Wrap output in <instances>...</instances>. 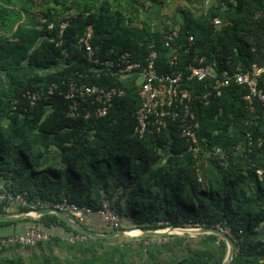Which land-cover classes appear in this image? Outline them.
Returning a JSON list of instances; mask_svg holds the SVG:
<instances>
[{
    "label": "trees",
    "instance_id": "trees-1",
    "mask_svg": "<svg viewBox=\"0 0 264 264\" xmlns=\"http://www.w3.org/2000/svg\"><path fill=\"white\" fill-rule=\"evenodd\" d=\"M44 1L40 5L54 6L41 10L38 19V0H0V172L6 187L14 192L27 191L33 198H67L94 211L108 200L123 219L144 231L188 225L220 227L237 237L240 252L236 255L241 256L245 245L239 235L243 231L238 230L241 219L248 217L255 229L264 227V184H248L246 177L254 172L246 160L233 158L223 167L213 156L204 155L205 183L199 185L196 161L188 152V141L180 136L179 123L170 119L168 129L162 132L145 137L136 134L133 115L141 103L134 80H121L113 74L97 77L96 66L88 62L79 42L91 27L92 44L102 58L116 60L128 52L133 61L143 63L154 49L159 65L166 69L161 62H168L170 52L162 36L178 28L179 43L194 35L200 52L218 55L222 67H229V60L233 68L253 62L263 64L264 0H216L207 10L195 13L179 7L181 21L173 24L163 16L158 19L165 1L142 0L151 13L141 25H136L140 12L134 8L135 3L141 4L139 0H128L134 8L128 11L122 7L123 0ZM216 18L222 21L217 27L213 24ZM16 22L20 24L14 30ZM71 84L119 87L126 94L114 99L105 117L75 118L69 115L70 102L64 97ZM53 85L57 86L54 94L34 105L24 96L27 91L34 93ZM245 93V89L232 85L207 107L194 103L193 124L203 152H212L214 146L231 150L241 140L232 137L236 130L251 132L255 140L263 134L264 120L246 110L242 100ZM258 112L262 114L261 109ZM91 130L95 133L88 140ZM257 149L256 145L251 157L257 167L264 168V158L258 156ZM161 151L167 153L164 163ZM12 209L0 206V216L12 215ZM14 210V214L27 212L23 208ZM33 222L42 224L51 239L32 247L3 248L0 264H63L60 256L53 255V248L64 245L87 250L89 247L83 244L102 247L115 241L86 237L71 245L62 238L80 233L59 217L49 214ZM16 223L0 221V228ZM58 227L65 235L52 233ZM254 236L243 264H255L252 258L264 264V241L258 245ZM164 238L168 239L166 243L152 242L145 247L146 258L142 254L140 264H222L227 255L225 241L215 235ZM194 240L200 247L180 257L183 244ZM118 245L113 251L125 257L127 253L121 248L125 246ZM163 253L172 255L169 262L161 259ZM124 257L118 262L124 263ZM235 259L232 263L238 264ZM97 261L108 264L95 257L79 264Z\"/></svg>",
    "mask_w": 264,
    "mask_h": 264
},
{
    "label": "built area",
    "instance_id": "built-area-1",
    "mask_svg": "<svg viewBox=\"0 0 264 264\" xmlns=\"http://www.w3.org/2000/svg\"><path fill=\"white\" fill-rule=\"evenodd\" d=\"M222 21L214 19V26H220ZM67 24L62 26V30ZM180 31L178 28L165 31L162 41L165 48L169 49L168 62H161L167 67L163 69L158 63L159 55L156 50H151L146 60L137 62L132 60L128 52L118 55L116 60H107L100 56L97 48L92 44L93 31L89 27L80 39L85 57L89 63L96 66L95 74L100 77L102 74H113L121 80H134L137 87L136 94L140 99L141 106L134 113L136 121L135 133L140 137L147 134L162 132L168 129V122L176 120L179 123L180 136L188 141V152L196 161V179L199 185H204V174L202 165L203 156H213L220 165L227 167L230 159L243 157L254 175L258 179V185L264 184V168L257 167L251 155L257 145L258 156L264 158V132L258 140L253 138L251 132H245L244 140L236 143L233 148L226 151L221 146H214L212 152H203L196 125L193 124L195 114L193 105L195 102L207 107L214 98L223 95L225 89L236 85L246 90L242 100L246 105V110L254 114L257 119L264 120V62L259 64L253 62L247 66L230 67V60L222 67L216 54H204L200 52V47L196 43L194 35H189L187 40L179 43ZM111 53L114 51L111 50ZM57 89L56 85L46 90L31 93L27 91V96L31 105H34L44 96L50 97ZM126 94L123 88L111 87L103 88L98 85H78L71 84L64 94L65 100L70 102L69 115L75 118L100 119L108 115L115 98L123 97ZM15 109V108H14ZM261 109V115L259 110ZM95 131H89L88 140H92ZM236 137L242 135L241 131ZM3 172H0V206L9 208H23L29 214L35 212L56 209L74 217L75 221L85 227L89 224V218L93 215L103 217L107 225L114 231H121L122 216L111 207L108 200H103L99 210L94 211L86 205H80L69 201L67 198L55 201L47 198H33L27 191L14 192L6 187ZM185 227H202L200 225H188ZM220 229V227H217ZM223 230V229H222ZM161 231V230H157ZM225 231V230H223ZM236 246L237 237L231 232L225 231ZM242 234V233H240ZM51 233L45 231L42 224L34 225L23 233H13L0 236V251L3 248L21 245L24 247L36 246L40 242L49 241ZM125 237V236H124ZM123 238V237H122ZM70 242L83 241L86 236L80 234L76 237H69ZM243 241V240H242ZM152 242L163 244L167 239L140 237L138 234L127 233V236L120 241L121 246L147 247ZM240 252L235 247V255ZM233 264V263H232Z\"/></svg>",
    "mask_w": 264,
    "mask_h": 264
},
{
    "label": "rangeland",
    "instance_id": "rangeland-1",
    "mask_svg": "<svg viewBox=\"0 0 264 264\" xmlns=\"http://www.w3.org/2000/svg\"><path fill=\"white\" fill-rule=\"evenodd\" d=\"M43 2H45L44 0H42ZM41 0H38V6L37 9L35 11V15L39 17L41 16V10L45 11L46 9H49V7H53L52 5H40L42 3ZM141 4L135 3L136 5L134 6V8L138 7L140 15H136L137 19V24L141 25V21L144 19L146 15H148L149 13H151V8L148 7V5L144 2H142V0H139ZM160 1H165L166 4L164 5L162 3V5H160L159 8V14L161 12V15L158 16V19H162V16L164 18V20L168 23V24H173V23H178L181 21V17L178 14L177 10L179 7H181L182 9H187V10H191L192 12H200L202 9L205 11L207 10V8H209L213 3H215L216 0H160ZM123 9H126L127 11L129 9H134L133 7L129 6V1L128 0H123ZM18 7V8H17ZM121 7V8H122ZM10 9H15L17 8V10L20 9L19 6H9ZM156 12H154L153 16H156L155 14ZM136 20V18H135ZM157 20V19H156ZM22 23V21H21ZM20 23L16 22V25L14 26V30L17 28V26ZM239 131V130H237ZM236 131V132H237ZM236 137V134H235ZM246 180L248 182V184H250L251 186H257L258 185V179L257 177L254 175V173H252V175H247ZM253 191V190H252ZM254 205H252L253 208ZM254 209V208H253ZM122 218V227H121V231L123 230H129V229H134V225L126 220L125 218ZM93 225L92 227H90L89 229L99 233V234H108V233H112V232H118V231H114L113 229L110 228L109 225L106 224V222L104 221L103 217H98L97 219H95L93 221ZM95 227V228H94ZM60 229V232L62 233V231H64L61 227H58ZM238 230H242L243 231V235H240V239L245 241V245L244 246V252L242 253L241 256L238 257V255H236V259L234 261V263L238 264H243L244 260H245V256L247 255V253L249 252L250 248H251V241H252V236L255 235L254 237L257 239V244L260 245L263 241H264V227L261 228H253L251 225H249V221H248V217H243L241 219L240 224L238 223ZM131 231H136V230H131ZM130 232V231H129ZM63 235L64 232L62 233ZM174 236H188V235H174ZM70 236L67 237H63L62 239L64 240V243H68L73 245V243L77 242L74 241L73 243L69 241ZM126 237V236H125ZM123 237V238H125ZM122 237L119 239H115V241H112L110 243H106L105 245H103L102 247H100L99 245H94L92 246V244L88 245V244H83L86 247H89L86 249H82L81 247H66L64 245H60L59 247H56V249L53 248V255H57L60 256L61 260L64 261L63 264H79L82 263L83 260L85 259H89L92 260L94 257L95 258H99L100 260H102L104 263H108V264H140V261H143L142 259V254H144V258L145 257V253H146V248L145 247H131V246H125V247H121L123 248V250L127 253L124 256H120L119 254H116V252L113 251V248L116 246H119L118 244L120 243V240L123 239ZM167 239V238H166ZM66 241V242H65ZM168 241V239H167ZM191 242V243H190ZM188 241V243L183 244L184 248L180 250V252L178 253V255L181 257L184 253H188L187 251H189L190 249H197L198 247H200L199 244H196L197 241ZM72 248V249H71ZM210 250V249H208ZM212 251V250H210ZM142 252V253H140ZM228 252V251H227ZM29 252H26V255H29ZM227 256V255H226ZM107 257V258H106ZM124 257V263L118 262L119 260H121L120 258ZM172 255H168L166 253H163V255L161 256V259L165 260L166 262H169L171 260ZM254 263L257 264V261L252 258ZM156 261L159 260V258L155 259ZM225 260V259H224ZM224 262V261H223ZM222 262V264H223ZM100 264L102 262L97 261L96 263H91V264ZM209 264H215L214 261H211V263Z\"/></svg>",
    "mask_w": 264,
    "mask_h": 264
},
{
    "label": "water",
    "instance_id": "water-1",
    "mask_svg": "<svg viewBox=\"0 0 264 264\" xmlns=\"http://www.w3.org/2000/svg\"><path fill=\"white\" fill-rule=\"evenodd\" d=\"M55 215L59 217L61 220H63L65 223H67L70 227H72L74 230L79 232L80 234L93 238V239H100V240H109L114 238H121L124 236H127V233L131 230H137L138 236L140 237H149V238H162L166 236L171 235H188V236H202V235H215L225 241L227 245V256L223 262V264H232L233 259L235 257V244L233 242V239L222 229L219 228H213V227H168L161 231H144L139 228L129 229V230H123L119 232H112L108 234H99L96 233L84 225L79 224L74 219L69 217L67 214L58 211L56 209H47L35 212L33 215L29 214L28 212L17 214L14 216H0V221H13V220H23V219H31V220H39L42 216L45 215Z\"/></svg>",
    "mask_w": 264,
    "mask_h": 264
},
{
    "label": "crops",
    "instance_id": "crops-1",
    "mask_svg": "<svg viewBox=\"0 0 264 264\" xmlns=\"http://www.w3.org/2000/svg\"><path fill=\"white\" fill-rule=\"evenodd\" d=\"M208 9V8H207ZM203 10V9H202ZM237 131V130H236ZM236 131H234L233 133H232V137H235V134L236 135H238L239 133H237ZM244 135H245V131L244 132H242V135L239 137L241 140H240V142H242L243 140H244ZM232 139H234V138H232ZM235 145V144H234ZM233 145V146H234ZM232 146V147H233ZM161 154H162V156H163V158H162V160H161V162L162 163H164L165 161H166V159H167V153L166 152H164V151H161ZM11 209V208H10ZM10 213H12V215H9V216H14V215H17V214H14L15 213V210L14 209H12V210H10ZM68 215V214H67ZM69 217H71V215H68ZM72 218V217H71ZM98 218V216L97 215H93V216H91L90 218H89V226L90 227H92V226H94L93 225V221L95 220V219H97ZM73 219V218H72ZM18 221V223H16V224H11V225H9L8 227H3V228H0V236H4V235H9V234H13V233H23V232H25L28 228H30V227H33L35 224H34V220H30V219H28V221H24V220H20L21 222H19V220H17ZM95 228V227H94ZM64 231H62V233H63ZM52 233H59V234H62L61 232H60V229L59 228H56V229H53L52 230Z\"/></svg>",
    "mask_w": 264,
    "mask_h": 264
},
{
    "label": "bare ground",
    "instance_id": "bare-ground-1",
    "mask_svg": "<svg viewBox=\"0 0 264 264\" xmlns=\"http://www.w3.org/2000/svg\"><path fill=\"white\" fill-rule=\"evenodd\" d=\"M128 233L135 235V234H138V231L137 230L136 231H130Z\"/></svg>",
    "mask_w": 264,
    "mask_h": 264
}]
</instances>
